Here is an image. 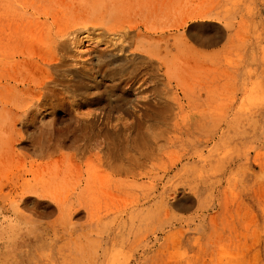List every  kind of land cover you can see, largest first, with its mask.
Instances as JSON below:
<instances>
[{
    "label": "rangeland",
    "instance_id": "374dc122",
    "mask_svg": "<svg viewBox=\"0 0 264 264\" xmlns=\"http://www.w3.org/2000/svg\"><path fill=\"white\" fill-rule=\"evenodd\" d=\"M215 1L169 0L167 8H163L154 0H0V210L6 205L2 195L8 193L5 188L10 152L8 133L17 116L29 114L66 122L96 116L114 121L130 118L127 111H132L137 103L124 91L115 94L121 99H131L124 106L112 105L104 98L92 99L90 95L85 100L86 97L78 96L82 84L76 81L73 87L77 95L73 93V99L77 104L70 99L72 96L65 95L50 105L40 96L38 84L42 76L32 66L48 55L45 49L52 52L58 39L64 44L71 65L86 61L98 47L90 46L82 55L81 42L85 36L105 39L98 29L106 24L111 10L122 21L150 14L154 20L168 23L197 8L212 7L222 14L224 21L236 23L247 20L254 11L249 1L237 7L228 2L226 8H219ZM46 38L48 43L44 45ZM219 49L216 47L212 59L210 56L202 59L205 68L200 74L207 81L192 82L186 87L192 92L189 98L193 104L200 95L206 104L230 111L229 116L211 123L189 122L185 136L180 135L166 146L168 156L159 163V177L149 181L143 176L138 182L142 188L137 189L141 200L146 192L151 193L153 200L150 205L141 201L140 207L135 208L141 215L124 229L119 247L122 255L117 264L126 260L130 264H264V92L253 102L238 100L232 108L235 97L241 98V92L239 87L232 90V85L228 86L232 69L227 56L223 59L219 55ZM177 64L180 75L182 68ZM201 87L209 92L210 100L199 90ZM3 92L6 96L1 95ZM235 108H246L242 113L260 117L251 126L246 122L249 119L232 124ZM211 134L216 135L214 142L209 139ZM241 148L246 151L244 157L239 156ZM245 157L251 160V176L237 168ZM165 171L168 175L162 178ZM47 174L53 175L50 188L59 197L84 204L107 219L102 227L74 220L77 226H66L61 231L62 244L55 258L29 260L27 264H112L101 257L99 247L107 239L111 226L108 224L117 215L134 209L126 187L120 189L126 179L113 178L88 162L82 163L80 170L64 168L60 176L54 170ZM164 197L170 203L167 214L157 206ZM184 199H188L185 207L176 205Z\"/></svg>",
    "mask_w": 264,
    "mask_h": 264
},
{
    "label": "bare ground",
    "instance_id": "6f19581e",
    "mask_svg": "<svg viewBox=\"0 0 264 264\" xmlns=\"http://www.w3.org/2000/svg\"><path fill=\"white\" fill-rule=\"evenodd\" d=\"M154 1L161 3L163 8L169 3V0ZM247 1L253 14L239 23L224 21L220 17L222 14L212 7L187 10L171 23L154 20L150 14L122 21L117 12L111 10L107 13L106 24L98 29L105 39L85 36L79 47L82 55L90 46L98 48L86 61L76 65L70 64L64 44L58 39L52 52L45 49L48 55L32 66L42 76L38 84L40 96L43 95L50 105L65 95L72 96L70 99L77 104L73 99V93L77 95L73 87L76 81L82 84L78 96L86 97L85 100L92 96V99L104 98L112 105L124 106L131 99L115 95L124 91L137 103L132 111H127L130 118L114 121L95 116L66 122L29 114L17 116L12 121L5 186L8 193L2 195L6 205L0 210V263L27 264L29 260L55 258L62 244L61 231L66 226H77L74 220H85L83 225L105 226L107 218L97 211L91 212L84 204L63 199L50 188L53 180V175L47 174L50 170L60 176L64 168L80 170L84 162L109 172L113 178L126 179L120 189L126 187L134 209L117 215L108 224L111 226L107 239L99 247L102 258L112 264L119 263L124 229L141 215L135 208L140 207L141 201L150 205L153 200L150 192L141 200L137 189L141 191L142 188L138 182L143 176L149 181L159 177V163L168 156L166 146L187 133L189 122L211 123L229 116L230 111L206 104L200 100V95L196 104L189 98L192 92L186 87L188 84L207 81L200 74L205 68L202 59L208 56L212 59L218 46L219 55L223 59L227 56L226 61L232 69L228 86L232 85V90L239 87L241 92V98L235 97L232 108L238 100L240 103L243 100L253 102L264 92V0H216L215 4L226 8L230 2L237 7ZM47 43L46 38L44 45ZM177 63L182 68L180 75ZM199 90L210 100L211 95L204 87ZM3 94L6 96L5 92ZM242 110L232 109V124L249 119L246 122L251 126L260 117L255 113H242ZM215 136L211 134L209 139L214 142ZM245 152L241 148L239 156H246ZM250 166L251 160L245 157L237 168L251 176ZM167 175L165 171L162 178ZM187 200H179L176 205L185 207ZM157 206L167 214L168 198L164 197ZM261 218L262 211L258 216L259 220ZM130 262L126 260L124 264Z\"/></svg>",
    "mask_w": 264,
    "mask_h": 264
}]
</instances>
